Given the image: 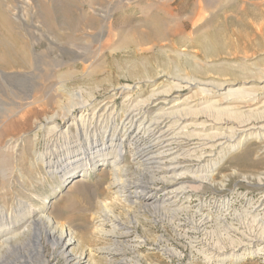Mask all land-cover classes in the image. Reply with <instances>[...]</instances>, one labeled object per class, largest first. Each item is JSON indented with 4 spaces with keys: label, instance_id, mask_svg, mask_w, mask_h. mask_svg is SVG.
<instances>
[{
    "label": "rangeland",
    "instance_id": "rangeland-1",
    "mask_svg": "<svg viewBox=\"0 0 264 264\" xmlns=\"http://www.w3.org/2000/svg\"><path fill=\"white\" fill-rule=\"evenodd\" d=\"M181 79L258 90L263 111L264 0H0V264H65L45 232L38 244L40 231L27 224L40 215L37 209L46 199L51 201L46 215L58 230L64 226L71 232L77 244L69 252L83 264H115L105 250L119 245L130 251L134 240L146 242L131 251L136 264H264L256 251L264 244V219L249 218L264 195V138L193 154L192 144L199 141L185 137L181 148L189 157L184 165L215 162L216 169L200 183L185 178L190 208L175 216L115 200L110 166L63 185L62 174L48 172L35 158L48 139L44 131L33 130L34 122L67 104L66 97L54 94L56 87L81 90L96 109L116 87L129 85V95L117 100V110L123 111L126 99L144 100L152 89L167 90ZM194 92L184 88L172 96L185 99ZM73 141L65 140L62 148L58 141L56 156L64 158L63 149L75 146ZM116 150L98 156L96 165L117 158L128 173H138L130 149L121 157ZM79 151L70 160L75 171L84 168L77 163ZM162 191L147 196L159 200ZM106 209L127 226L128 237L94 232L96 220L106 222ZM109 227L107 222L104 228ZM246 238L256 241L244 251L238 241ZM98 247L105 252L89 254ZM221 258L227 259L222 263Z\"/></svg>",
    "mask_w": 264,
    "mask_h": 264
},
{
    "label": "bare ground",
    "instance_id": "bare-ground-1",
    "mask_svg": "<svg viewBox=\"0 0 264 264\" xmlns=\"http://www.w3.org/2000/svg\"><path fill=\"white\" fill-rule=\"evenodd\" d=\"M33 37L31 35V38ZM184 88L195 90V92L191 97L185 99L172 96L173 92ZM129 91V85L116 87L109 100L95 109L93 104L84 97L81 90L68 93L63 86L56 87L53 90L54 94L58 97H66L67 104L65 105L64 103V106L61 103L57 106L55 112L45 115L42 121L34 122L33 130L44 131L48 139L47 142L45 140L46 144L43 151L35 153V158L42 161L48 172L62 174L63 185L75 177H78L75 181L79 183L88 177V171L99 170V168L102 170L110 166L113 169L110 188L113 190L112 193L116 195L115 200L121 201L122 204L130 208L143 206L146 209L158 211L159 214L169 213L175 216L190 208L188 207L190 201V196L187 193L188 181L184 182L185 178L192 182L200 183L211 178L214 169H216L215 162L195 166L194 168L184 165L185 159L189 157L187 155L188 152L181 148L185 137H197L199 141V143L196 142L197 144H192L193 146L190 150L193 151V154L196 152L202 154L203 150L216 151V149H219L222 152L225 149H236L248 137L264 138V115L260 114L264 113V110L259 112L260 98L258 90L247 92L227 88L223 84H215L213 81L200 82L191 79H181L172 82L167 90L152 89L149 93L150 95L144 100H138L137 98L136 100L126 99L124 101L125 109L118 111L119 109L116 108L117 100L128 96ZM143 97L142 95L141 98ZM40 103L45 105L42 100ZM252 118L254 120L251 121ZM201 119L203 120L200 121ZM216 124L219 125V128L214 127ZM71 128L74 130L73 134L70 132ZM70 138L74 140L73 144L75 146L64 148V154L62 155L64 158L60 159L61 156L57 157L55 154L57 145L61 141L62 145L60 147L62 148L63 142ZM115 149H117V157H121L124 150L130 149L132 161L137 167L138 173H128L127 170L120 167L122 160H117V158H114L113 161H108L107 159L104 163L96 165L95 159L98 156L106 155ZM78 150H81V152L79 151L77 163L83 165L84 168L75 171L72 168V162L74 161L71 162L70 160ZM200 156L202 157V155ZM162 187L163 191L158 195L160 197H157L159 200H156V198L152 200L147 196L150 191H155ZM59 190V188L56 189V192H59ZM113 203H116V201ZM50 204V200H44L43 206L37 209L40 215L36 219L30 218L27 221L33 231H40L37 237L35 236L36 242L39 244L40 234L43 231L53 246L58 247L59 251H61L65 264H83L80 257L74 256L73 253L69 252L71 245L77 244L74 237L71 236V232L64 226H61L58 230L57 224H54V221L52 222L53 219L51 220L49 215H46ZM107 209L105 214L106 222L103 219L96 220L94 232L96 231L101 237H128L130 233L127 226L123 225L118 220L119 218L113 216L114 212ZM253 209V214L248 212V215L252 214L249 218L263 220L264 195L260 197ZM111 216L113 218L108 219ZM200 219L197 227H201L203 224L204 219ZM107 222L110 226L109 230L104 228ZM45 224L51 225V228L46 230ZM177 227L181 229L182 225L179 223ZM173 230H175V227ZM227 231L229 230L227 229ZM227 231L225 230L224 234ZM202 234L204 233L202 232ZM255 241L252 238H246V240L238 241V246L241 249L243 247V250L247 251V249L254 246ZM4 243H7V240ZM132 243L134 245L132 244L133 249L129 248L130 251H137V249L144 247L146 244L142 240H134ZM221 249L218 248L217 252ZM230 249L233 250L234 246ZM89 251H108V254L114 256L113 258L117 264H124L125 261L122 252L124 249L122 250L119 245L105 251L100 250L99 247L97 250ZM233 251L235 252V250ZM256 251H259L264 258V244L259 245ZM89 254L92 255V252H89ZM226 259L221 258L218 261L223 263ZM136 260L138 259L136 258ZM91 261L90 263H92Z\"/></svg>",
    "mask_w": 264,
    "mask_h": 264
},
{
    "label": "built area",
    "instance_id": "built-area-1",
    "mask_svg": "<svg viewBox=\"0 0 264 264\" xmlns=\"http://www.w3.org/2000/svg\"><path fill=\"white\" fill-rule=\"evenodd\" d=\"M122 252H123L124 257H125L124 264H136L137 263V261H135L133 259L131 251H122ZM164 252L168 253L167 251H164ZM115 264H117V263L115 262Z\"/></svg>",
    "mask_w": 264,
    "mask_h": 264
}]
</instances>
